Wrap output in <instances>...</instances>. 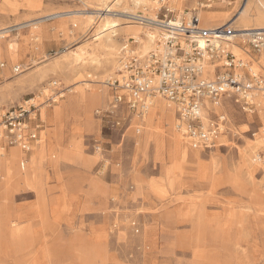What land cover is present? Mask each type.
<instances>
[{
    "label": "rangeland",
    "instance_id": "obj_1",
    "mask_svg": "<svg viewBox=\"0 0 264 264\" xmlns=\"http://www.w3.org/2000/svg\"><path fill=\"white\" fill-rule=\"evenodd\" d=\"M199 1L186 0L180 13L171 10L173 0H152L131 10L128 0H0V110L33 98L41 104L53 82L62 90L55 104L39 107L40 143L27 153L11 148L22 156L12 174L4 173L6 158H0V264H196L181 245L182 232L190 228L176 225V215L189 218L188 206L196 204L195 215L208 230L220 216L242 214L236 227L248 240L249 259L264 264V199L262 210H254L258 195L264 196L263 107L243 112L224 97L215 112H202L204 122L225 119L223 132L209 147L193 145L158 114L150 127L148 112L138 116L126 105L109 112L113 97L123 93L111 86L123 46L146 53L132 44L129 30L132 25L157 30L126 14L159 21L217 9H200ZM248 3L250 16L239 14L232 21L238 31L264 27V0ZM227 8L232 17L237 7ZM106 10L114 33L99 24ZM228 16L212 24L224 25ZM113 45L115 52L107 48ZM225 47L263 74V49L255 52L239 38ZM103 91L104 102L91 99ZM172 133L198 156L182 158ZM41 147L35 181L26 183L30 161ZM242 155L244 166L239 165ZM249 171L254 187L246 178Z\"/></svg>",
    "mask_w": 264,
    "mask_h": 264
},
{
    "label": "built area",
    "instance_id": "obj_2",
    "mask_svg": "<svg viewBox=\"0 0 264 264\" xmlns=\"http://www.w3.org/2000/svg\"><path fill=\"white\" fill-rule=\"evenodd\" d=\"M248 1L200 0L198 6L237 7L232 20ZM231 20L208 27L197 13L175 20L140 19L159 30L156 46L146 53L123 46L117 78L111 83L123 93L113 97L109 112L126 105L130 112L142 116L150 100L159 96L174 106L176 126L183 137L195 146H212L224 130L225 119L216 116L204 122L202 112H215L224 97L239 105L243 112H254L258 102L264 105V70L262 74L225 47L239 38L259 52L264 48V33L252 29L236 38L240 31L232 26ZM51 87V95L41 104L28 100L15 108L0 110V144L27 153L40 141L43 122L39 107L50 106L62 98V90L56 83H51Z\"/></svg>",
    "mask_w": 264,
    "mask_h": 264
},
{
    "label": "bare ground",
    "instance_id": "obj_3",
    "mask_svg": "<svg viewBox=\"0 0 264 264\" xmlns=\"http://www.w3.org/2000/svg\"><path fill=\"white\" fill-rule=\"evenodd\" d=\"M186 0H173V4H175V8H171V10H177L178 12H182V3H184ZM259 1V0H258ZM251 3V2H250ZM250 3H246L243 8L240 9V11L235 15V17L231 20L233 21L236 16L239 14H242V16L249 17L250 11L252 8H250ZM152 4V0H128L127 6L131 10L132 8L137 7H143L146 5ZM154 4V2H153ZM156 4V3H155ZM158 4V1H157ZM218 8H226L225 5H216ZM151 8H154V6ZM158 9V8H157ZM212 10V11H200L199 16L201 21L205 23H212L215 21L220 20L221 12L218 10ZM170 10V8H169ZM110 11L106 10L103 13V17H100L99 24L102 23L104 27H108V30L111 33H114V29L116 28V25H114L113 22L110 23L109 19ZM123 15V14H122ZM187 15V14H185ZM128 19L131 20H140V18H137L133 15L126 14ZM189 16V15H188ZM59 18V17H58ZM54 19V18H53ZM229 20V21H230ZM141 24V23H138ZM147 26V25H146ZM151 30H155V32H158V29H146L143 27V30L138 29L137 27L133 26L129 30L130 33L134 36V42L137 44V48L141 49L143 52H148L154 46L156 45L157 41V32L154 34ZM252 29H246V30H239L241 33L240 35L244 34L245 31H249ZM255 30V29H254ZM256 30H261L264 33V27ZM202 45V43H200ZM229 46V44H227ZM108 49H111L115 52L116 45H113V47L107 46ZM264 50V48H263ZM138 51V50H137ZM114 68L113 74H117L119 66L117 65ZM42 74V73H41ZM40 78V75H38L37 80ZM36 80V79H35ZM94 95V94H93ZM93 95L91 96V99H93ZM35 98H33L31 101H34ZM259 106L262 105L260 102ZM153 106V107H152ZM152 107V108H150ZM163 110L164 112H155L156 110ZM204 110V109H203ZM262 113L261 118L264 119V109L259 110ZM148 112V113H147ZM148 114V126H154L156 125V119L155 115H159V113L166 116L168 127L170 130H177V132L180 134V132L177 129V124H174V121L176 122V119L174 117V109L172 105L167 102L164 98L155 96L150 100L149 108L147 110ZM175 132V131H174ZM182 136V134H180ZM180 135L178 136L175 133H172V142L175 151H177L182 158L193 156H198L197 152H190V149L188 148V144L186 141H183L180 138ZM40 143V142H39ZM23 153V152H22ZM44 150L39 149L37 154L31 159L30 161V171L28 173V176L25 177L26 183H32L35 181V175L38 173L39 170V164L41 163V160L43 159ZM7 162L5 163V160H1L2 166L4 168L5 174H12L11 170H13L16 162L19 160H22L21 151L17 149H10L8 150V153L5 157ZM253 160V159H252ZM261 161V158L258 160V162ZM253 162V161H252ZM215 163H213L214 165ZM240 166L246 165L244 155L241 156V161L239 162ZM252 166V165H251ZM250 166V167H251ZM249 170V168H248ZM251 176H246L250 184L254 187L256 185L253 182V171H249ZM234 183L236 181H239V178H234ZM258 195V194H257ZM262 199H264V196L262 194L258 195L257 200H255V213H259L262 209H260V205H262ZM199 204L196 205H190L188 206L190 211V217L185 218L182 214L176 215V225H178L181 228L189 227L190 231L188 233L182 232L184 237H182V243L181 245L184 247L185 250L189 249L190 254L195 258L196 264H212L211 259L217 257L219 259V264H252V260L249 259L248 250L249 243L248 240H245L242 237L241 230L236 227L237 224H240L242 222V214H227L220 216V219L216 220V225L213 229L208 230L205 227V222L202 218H198V216L195 215L196 209L198 208ZM264 209V208H263ZM264 211V210H263ZM235 230V234L231 236L232 234V228ZM240 244L246 245V250L241 252L240 250Z\"/></svg>",
    "mask_w": 264,
    "mask_h": 264
},
{
    "label": "crops",
    "instance_id": "obj_4",
    "mask_svg": "<svg viewBox=\"0 0 264 264\" xmlns=\"http://www.w3.org/2000/svg\"><path fill=\"white\" fill-rule=\"evenodd\" d=\"M219 12H221V15H220V19H221V23H223V22H225L226 20H225V17H227V15H229L228 16V20H227V22H229V20L231 19V17H230V13H229V10H228V8H218L217 9ZM236 23H237V21H234L233 22V24H232V26L234 27V25H236ZM253 24H255V22L253 21L252 22ZM206 25H208V27H213V26H215L214 24H212V23H210V24H206ZM156 46V45H155ZM154 46V47H155ZM107 97V92H105V91H103V92H101V93H99V94H96V95H93V99L94 100H98V101H102V102H104V100H105V98ZM259 107H263L264 108V105H260ZM155 112H164L163 110H156ZM159 115H160V117L162 118L161 119V121H164L165 122V124L168 126V123H167V119H166V116H164L163 114H161V113H159ZM46 116H48V118L50 117V118H54V115L52 116V115H50V114H48V115H46ZM12 147H9L8 149H5V147H3V145H0V158H2V157H6V154L8 153V150H10Z\"/></svg>",
    "mask_w": 264,
    "mask_h": 264
}]
</instances>
